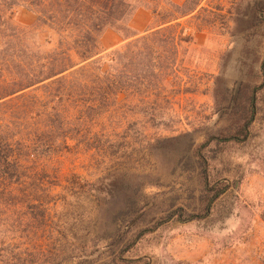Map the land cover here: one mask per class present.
I'll return each mask as SVG.
<instances>
[{
	"label": "rangeland",
	"instance_id": "374dc122",
	"mask_svg": "<svg viewBox=\"0 0 264 264\" xmlns=\"http://www.w3.org/2000/svg\"><path fill=\"white\" fill-rule=\"evenodd\" d=\"M255 1L204 0L203 7H222L226 22L200 34L191 29L190 17L180 20L194 36L180 50L178 78L162 94L172 103L153 108L171 122L131 125L129 151L116 159L55 161L65 175L78 174L79 185L54 189L57 203L34 225L6 224L0 216V264H264V94L244 143L207 139L219 117L212 100L215 79L230 89L262 79L264 24L254 21ZM36 20L23 9L14 17L21 29L33 28ZM154 26L151 12L140 8L130 33L140 37ZM119 36L106 31L101 46L118 45ZM47 38L50 33L41 35ZM14 210L0 207V214Z\"/></svg>",
	"mask_w": 264,
	"mask_h": 264
},
{
	"label": "trees",
	"instance_id": "16d2710c",
	"mask_svg": "<svg viewBox=\"0 0 264 264\" xmlns=\"http://www.w3.org/2000/svg\"><path fill=\"white\" fill-rule=\"evenodd\" d=\"M203 1L0 0V207L15 209L0 214L6 224L44 220L57 203L52 191L79 185L78 174L65 175L55 161L116 159L129 151L131 125L171 122L153 108L172 103L162 94L178 78L180 50L194 36L180 20L190 17L194 34L226 22L221 6L203 7ZM140 8L151 12L155 26L139 37L130 33V23ZM20 9L36 15L33 28L15 25ZM251 13L264 24V0H256ZM108 30L122 36L105 49L101 37ZM45 32L50 38L42 41ZM260 73L262 79L232 89L218 87L222 79H215L212 100L219 117L208 141L241 144L250 137L263 104L264 58ZM183 212L177 211L179 217Z\"/></svg>",
	"mask_w": 264,
	"mask_h": 264
}]
</instances>
